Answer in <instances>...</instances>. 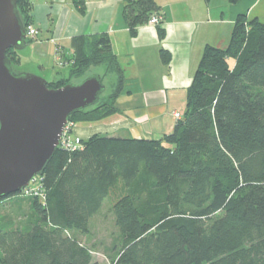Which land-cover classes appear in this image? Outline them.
Wrapping results in <instances>:
<instances>
[{"label": "trees", "instance_id": "1", "mask_svg": "<svg viewBox=\"0 0 264 264\" xmlns=\"http://www.w3.org/2000/svg\"><path fill=\"white\" fill-rule=\"evenodd\" d=\"M123 1L132 33L160 17L155 0ZM16 4L32 25L31 0ZM72 45L70 78L48 88L93 67L115 82L68 124L116 114L128 91L109 36ZM181 115L159 140L93 135L80 148L58 147L24 190L0 199L15 200L0 224V264H97L80 237L105 199L122 240L113 264H264V23L239 15L225 48L204 47Z\"/></svg>", "mask_w": 264, "mask_h": 264}, {"label": "crops", "instance_id": "2", "mask_svg": "<svg viewBox=\"0 0 264 264\" xmlns=\"http://www.w3.org/2000/svg\"><path fill=\"white\" fill-rule=\"evenodd\" d=\"M258 1L231 5L225 0H155L159 24H149L150 18L132 33L123 16V0H31L32 26L38 34L28 43L26 63L50 83L69 79L73 39L109 36L128 92L114 101L116 114L76 123L71 134L81 139L105 135L159 140L173 130L174 112L185 110L204 47L225 48L239 15L259 20ZM96 68L100 75L101 67L89 70Z\"/></svg>", "mask_w": 264, "mask_h": 264}, {"label": "water", "instance_id": "3", "mask_svg": "<svg viewBox=\"0 0 264 264\" xmlns=\"http://www.w3.org/2000/svg\"><path fill=\"white\" fill-rule=\"evenodd\" d=\"M27 48L16 0H0V199L43 172L68 116L96 106L106 89L99 74L50 89L38 73H17L6 52Z\"/></svg>", "mask_w": 264, "mask_h": 264}, {"label": "rangeland", "instance_id": "4", "mask_svg": "<svg viewBox=\"0 0 264 264\" xmlns=\"http://www.w3.org/2000/svg\"><path fill=\"white\" fill-rule=\"evenodd\" d=\"M258 2H260V4L257 7V11L259 13V21L264 23V0H259ZM27 41L29 43L32 40L31 39L26 40V42ZM28 43H27V47H28ZM27 49L25 51H22L21 55L19 52L16 53V51H14L13 49L10 50V57L13 60L17 73L19 72L37 73V70L33 67V65L31 66L30 63L28 64L26 63L28 61L27 58H29L30 55V54L28 55L29 51ZM56 66L61 71H65L64 68H61L58 65ZM99 69L100 68L89 70L84 76L72 78L71 80L73 81H71V83H75V84L80 83V81H82L85 77L95 73H99L101 71V69L100 70ZM100 75L102 76L103 83L105 84L106 87L102 95L104 96V94L108 93L107 89L112 88L115 82V77L113 75L105 73L104 71H102ZM66 125L71 126V124L68 123ZM32 186L33 184H30V187ZM24 194L30 195L31 191H27V193ZM14 204H15V200H10L7 203H4L0 206V224H8L10 222V220L7 218V216L9 215L8 209ZM25 208L26 211L28 212L27 204L24 205V209ZM80 239L84 241L86 244H88V246L91 248L93 261L96 262L97 264H113V262L116 261V259L119 256V251L122 247V240L120 238V235L116 227L114 226L113 217L109 211L108 199H105V201L103 202L100 212L91 219L89 234L87 236H81Z\"/></svg>", "mask_w": 264, "mask_h": 264}, {"label": "built area", "instance_id": "5", "mask_svg": "<svg viewBox=\"0 0 264 264\" xmlns=\"http://www.w3.org/2000/svg\"><path fill=\"white\" fill-rule=\"evenodd\" d=\"M149 24H151V25L159 24L158 17L152 18L149 21ZM25 32H26V40L34 39L38 34L37 30L34 29V27L32 25H28L25 29ZM181 116L182 115L179 112H174V117H175L176 121H178L181 118ZM71 127H72V125L71 126L66 125L64 127L63 132H62L60 139H59V144H58L59 148L65 149V150H72V149H76V148L81 147L82 139L80 137L73 136L71 134ZM25 193H27L26 190H25Z\"/></svg>", "mask_w": 264, "mask_h": 264}, {"label": "bare ground", "instance_id": "6", "mask_svg": "<svg viewBox=\"0 0 264 264\" xmlns=\"http://www.w3.org/2000/svg\"><path fill=\"white\" fill-rule=\"evenodd\" d=\"M25 28V27H24ZM25 34H26V32H25Z\"/></svg>", "mask_w": 264, "mask_h": 264}]
</instances>
